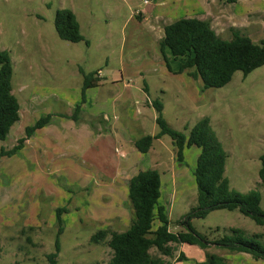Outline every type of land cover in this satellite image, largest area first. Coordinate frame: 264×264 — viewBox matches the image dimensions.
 <instances>
[{
    "label": "rangeland",
    "instance_id": "rangeland-1",
    "mask_svg": "<svg viewBox=\"0 0 264 264\" xmlns=\"http://www.w3.org/2000/svg\"><path fill=\"white\" fill-rule=\"evenodd\" d=\"M63 8L75 13L85 40L71 42L59 36L55 18ZM160 9V5L142 0H0V49L10 52L13 93L23 107L22 119L14 124L6 139L0 140V264H48L46 256L56 251L57 240L59 264H107L112 257L109 237L100 243L92 242L91 237L99 230L121 232L130 226L134 210L126 184L131 175L145 166L141 160H135L133 167L121 165L117 180L104 177L97 172V143H79L81 136L71 122L64 125V131L55 137L58 143L50 148H44L46 142L38 143L44 133L39 128L31 135L34 145L2 154L26 137L27 127L49 110L68 114V89L78 90L84 75L99 69L106 81L110 80L108 69L126 70L129 66L131 71H142L143 75L135 79L138 87L133 89L134 99L144 96L141 87L146 79L152 98L164 104L168 124L186 135L201 118L208 117L227 152L225 175L231 188L239 192L260 190L264 207V185L259 175L260 156L264 154V65L247 76L236 71L223 87L204 89L201 78L179 72L182 62L175 60L169 49L165 50L170 65L167 69L159 43L144 39L145 28L139 19ZM261 24L254 22L256 31L262 30ZM237 30L252 36L247 28ZM221 37L230 40L233 31L224 28ZM35 86L45 89L39 95L45 97V111L39 107L29 114L25 99ZM109 88L117 89L109 84L102 91L108 93ZM162 90L166 93L162 94ZM149 107L145 122L139 120L144 130H138V120L136 127L133 122L130 124L138 137L160 130L155 121L156 109ZM54 122L52 130L58 128L55 125L59 121ZM173 149L170 135L155 140L149 164L160 173L169 170L165 172L167 178L175 167L176 189L173 191L171 186L167 192L166 183L162 203L167 206L170 229L178 232L186 229L182 220L197 206L194 170L200 149L186 147L183 161L174 157ZM102 150L113 163L121 151L118 143H107ZM158 150L164 156L161 163L155 155ZM58 209H62L60 214ZM191 223L210 240L231 234L232 228H240L248 236L264 234V225L238 209L213 210L204 218L191 219ZM173 245V256H165L169 264H205L208 254L223 256L227 264H264V260L249 253L232 252L217 245ZM151 252L160 255L156 248ZM180 253L184 257L177 260Z\"/></svg>",
    "mask_w": 264,
    "mask_h": 264
},
{
    "label": "trees",
    "instance_id": "trees-1",
    "mask_svg": "<svg viewBox=\"0 0 264 264\" xmlns=\"http://www.w3.org/2000/svg\"><path fill=\"white\" fill-rule=\"evenodd\" d=\"M233 1V0H228ZM55 27L59 36L71 42L85 40L80 31V23L75 13L69 8L58 10ZM89 44V41L86 40ZM167 66L165 55L169 49L175 60L182 62L179 72L189 70L188 74L203 80L204 89L223 87L228 84L236 71L244 76L264 65V37L259 43L248 35L233 31V38L223 39L212 28L208 20L195 17L180 18L165 26V34L159 41ZM13 63L10 52L0 49V140L6 139L11 127L20 119V103L13 93ZM98 73V72H97ZM96 72L84 75L82 101L86 100V90L96 86L99 79ZM145 91L148 92V89ZM157 111L156 123L160 130L156 135L146 134L135 141V146L143 153L148 152L155 138L170 135L178 161H183L186 147L197 146L200 153L197 157L194 176L197 185V206L187 213L182 223L186 229L173 232L167 207L161 202L162 180L156 168L141 170L131 177L128 183V197L134 210L130 226L124 231L99 230L91 241L100 243L107 240L112 249V257L107 264H169L162 256H173L176 247L173 244H198L207 248L215 243L232 252H246L255 259L264 260L263 233L246 235L240 228H232L231 234L214 240L208 239L192 225L191 219L204 218L209 212L217 209H238L242 214L251 217L257 224L264 225V207L261 206L262 193L258 189L239 192L230 186L225 175L227 152L223 143L211 126L208 117L201 118L186 135L183 131L171 127L164 117V105L160 100H153ZM81 105H77L73 117L78 120ZM52 115L42 116L33 126L26 129V137L9 151L12 154L23 148L25 141L36 129L49 124ZM259 170L261 184L264 185V154L260 156ZM62 209H58V214ZM156 248L160 255H153ZM59 241L56 251L47 254L48 264H59ZM180 253L177 260L182 259ZM205 264H227L225 258L218 254H208Z\"/></svg>",
    "mask_w": 264,
    "mask_h": 264
},
{
    "label": "crops",
    "instance_id": "crops-1",
    "mask_svg": "<svg viewBox=\"0 0 264 264\" xmlns=\"http://www.w3.org/2000/svg\"><path fill=\"white\" fill-rule=\"evenodd\" d=\"M151 2L155 6L160 5L161 9L158 12H155V14L152 11H149L144 17H142V19H139V24L145 28L144 39L149 42L152 41L158 44L165 34V26L184 17H195L208 20L211 23L212 28L220 36L224 28L230 31H238L237 29L244 27L247 28L248 33L252 35L249 37L254 42L259 43L264 37V0H233L231 2L228 0H151ZM237 9H239V11ZM256 21L262 22L261 25L263 28L261 31H256L258 29V26L254 25V22ZM240 24L242 26H239ZM122 52L121 55L122 58H124L125 48L122 49ZM127 67L126 70L124 68L122 70L118 69L114 71L108 69L107 74L110 75L109 81L102 80L105 74H101V69L96 71L95 76L96 78L98 77L99 81L96 86L90 87L86 90V100L84 102H81L83 85L78 88V90L68 89L67 99L70 101L68 105L71 107V110L67 112L68 114L62 115H58L56 112L55 114L52 110H49L46 115H52V121L46 126L40 128L44 133L40 136L38 143L46 142L44 148L54 146V143H58V141L55 140V137L64 131L65 124H70L71 122V124L76 126L78 131H76L77 135L81 136V138H79L80 142L78 139L79 143H97V172L104 177H110L113 180H117L121 165H125V167H133L135 160H141L145 166L131 175L129 180L139 171L154 167L149 164L152 154L150 151L151 149L148 152L143 153L135 146V144H133L138 138L146 134L138 137L133 127L138 120L139 123L136 125L138 130L145 129L143 123L139 120L145 122V111L150 108L149 106L155 108L152 105V101L157 99L152 98L150 87L146 79L144 80V86H140L141 90L144 92V96H141L139 99H134L135 93L133 89L137 86L135 79L142 76L143 72H134L130 70L132 69L131 67ZM167 69L170 68L168 67ZM185 71L188 74L189 70ZM171 72H173V70ZM109 84H114L117 89L112 90L109 88L108 93H104V88ZM145 86L146 89H148V92L145 91ZM44 90L43 87L35 86L32 93L25 99V107L29 111V114L36 112L39 107H42L41 110L43 112L45 111L43 109L44 103L46 102V100H44L45 97L39 96ZM165 93L166 91L164 92L162 90V94ZM79 104L81 105V112L78 115V120H75L73 113L76 106ZM22 108V103H20V119L18 121L22 119ZM34 115L35 114H33V116ZM156 117L157 111L155 121ZM36 119L38 118L36 117ZM55 119L59 121L57 125H55L58 128L55 127L56 130H52L51 128H53ZM132 122L134 126L130 125ZM53 133L55 134L52 135ZM156 134L157 133L151 135ZM158 139L160 138H155L154 141ZM35 143L34 139L30 137L26 140L24 146L34 145ZM107 143H118L121 149L120 154L114 163L102 150L103 145ZM99 152L100 154L98 155ZM172 152L175 157V149H173ZM155 155L159 163H161L164 156L160 153V150H158ZM172 169L173 171L170 178L166 177L165 172L167 169L162 170V173H160L162 180L161 202L162 198L165 196L163 187H165L166 183L168 187L167 192L171 191V186H174L173 191L176 189L177 176L174 171L175 167ZM163 173L165 177L162 176ZM127 184L126 187H128ZM171 193L172 192H170V194ZM163 204L166 206L165 203ZM211 245L214 246L217 244L213 243ZM177 257L178 255L176 258Z\"/></svg>",
    "mask_w": 264,
    "mask_h": 264
},
{
    "label": "built area",
    "instance_id": "built-area-1",
    "mask_svg": "<svg viewBox=\"0 0 264 264\" xmlns=\"http://www.w3.org/2000/svg\"><path fill=\"white\" fill-rule=\"evenodd\" d=\"M145 4H148L151 2V0H142Z\"/></svg>",
    "mask_w": 264,
    "mask_h": 264
}]
</instances>
